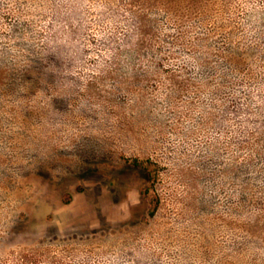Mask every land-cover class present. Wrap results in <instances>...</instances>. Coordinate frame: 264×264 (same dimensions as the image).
I'll return each instance as SVG.
<instances>
[{
    "label": "rangeland",
    "instance_id": "1",
    "mask_svg": "<svg viewBox=\"0 0 264 264\" xmlns=\"http://www.w3.org/2000/svg\"><path fill=\"white\" fill-rule=\"evenodd\" d=\"M0 264H264V0H0Z\"/></svg>",
    "mask_w": 264,
    "mask_h": 264
},
{
    "label": "trees",
    "instance_id": "2",
    "mask_svg": "<svg viewBox=\"0 0 264 264\" xmlns=\"http://www.w3.org/2000/svg\"><path fill=\"white\" fill-rule=\"evenodd\" d=\"M143 194V193H142ZM149 208H152V211L150 212V214H153V209L155 208V203H154V200L152 198L149 199Z\"/></svg>",
    "mask_w": 264,
    "mask_h": 264
}]
</instances>
